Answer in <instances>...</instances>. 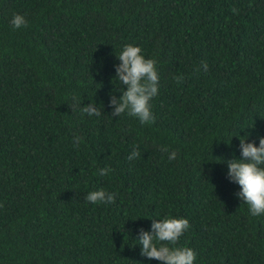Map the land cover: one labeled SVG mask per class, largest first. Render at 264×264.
Segmentation results:
<instances>
[{
	"label": "trees",
	"instance_id": "obj_1",
	"mask_svg": "<svg viewBox=\"0 0 264 264\" xmlns=\"http://www.w3.org/2000/svg\"><path fill=\"white\" fill-rule=\"evenodd\" d=\"M127 43L157 61L151 123L113 114ZM246 136H264V0H0V264H162L136 239L166 216L194 264H264V214L227 175ZM99 188L115 202L85 199Z\"/></svg>",
	"mask_w": 264,
	"mask_h": 264
},
{
	"label": "clouds",
	"instance_id": "obj_2",
	"mask_svg": "<svg viewBox=\"0 0 264 264\" xmlns=\"http://www.w3.org/2000/svg\"><path fill=\"white\" fill-rule=\"evenodd\" d=\"M236 11L237 9H233V12ZM11 24L14 29H20L27 26V20L24 15L17 13L13 15ZM116 57L120 63L116 66L115 77L118 78L120 85L127 87L126 90H122L119 99L112 97L110 103L114 105L113 114L127 113L129 116L137 117L141 124L153 122L151 100L158 94L157 61L154 58H145L142 48L132 43L125 44ZM202 67L205 72L208 71L206 62H202ZM80 104L81 101L74 100L71 109L79 108L81 113H87L88 116L101 115L99 108L93 107L92 102L83 107H79ZM246 138L247 136L239 138L240 158L227 161V175L240 186L235 195L249 206L250 215L255 217L264 214V136L258 137V146L251 141L246 143ZM82 139L81 136H74V146L79 147ZM161 150L168 151L167 148ZM139 155V151L134 150L128 159ZM175 157V152L169 155V159ZM110 171V168H102L99 175L104 176ZM85 199L91 203H113L115 193L99 188L88 192ZM190 227L188 219L183 217L166 216L163 219H154L151 231L139 229L136 241L141 246L140 254L161 261L162 264H194L196 252L190 247L176 246L180 237Z\"/></svg>",
	"mask_w": 264,
	"mask_h": 264
}]
</instances>
